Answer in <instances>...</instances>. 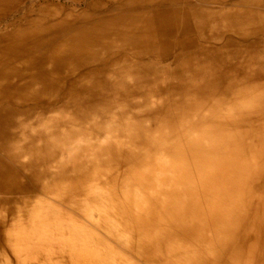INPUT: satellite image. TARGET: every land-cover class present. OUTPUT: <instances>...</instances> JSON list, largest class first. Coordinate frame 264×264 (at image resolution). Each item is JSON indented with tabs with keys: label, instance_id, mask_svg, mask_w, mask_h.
<instances>
[{
	"label": "bare ground",
	"instance_id": "1",
	"mask_svg": "<svg viewBox=\"0 0 264 264\" xmlns=\"http://www.w3.org/2000/svg\"><path fill=\"white\" fill-rule=\"evenodd\" d=\"M0 264H264V0H0Z\"/></svg>",
	"mask_w": 264,
	"mask_h": 264
}]
</instances>
